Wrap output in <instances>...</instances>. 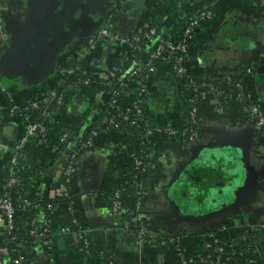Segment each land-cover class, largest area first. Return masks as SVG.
Wrapping results in <instances>:
<instances>
[{
    "label": "crops",
    "instance_id": "obj_1",
    "mask_svg": "<svg viewBox=\"0 0 264 264\" xmlns=\"http://www.w3.org/2000/svg\"><path fill=\"white\" fill-rule=\"evenodd\" d=\"M207 1L0 0L8 33L0 51V103L38 100L40 108L31 112V120L39 122L35 119L42 113L47 129L45 141L40 142L37 133L21 141L29 120L0 112V194L11 170L10 158H15L13 170L25 180L32 202L54 195L58 166L69 146L74 139L89 140L77 151L68 192L76 224L115 264H198L209 234L226 243L242 232L247 219L264 224V135L245 119L246 106L264 108V6L256 0H214L213 18L197 26L182 75L215 80L238 76L240 83L230 86L226 102L200 86L198 140L179 134L149 139L154 165L143 172L140 184L146 194L134 221L154 239L140 242L126 229L124 213L110 210L109 193L129 175L126 149L132 132L125 124L96 131L94 125L114 82L116 87L126 82L119 95L123 106L133 103L140 90L136 81L126 79L130 48L114 37L137 35L150 24L165 33ZM114 7L116 13L106 24ZM102 28L107 36L99 35ZM89 39L95 40L93 47ZM61 68L82 79L67 87L57 105L51 98L56 97ZM247 68L261 73L251 76ZM182 75L165 57L152 61L142 95L151 127L184 126L187 91ZM63 132L73 135L72 143L59 141ZM122 196L126 206H135L130 186ZM34 209L41 230L44 212ZM46 226L50 246L38 235L36 253L27 264H103L76 245L59 210L51 211ZM62 228L67 230L63 233ZM4 233L0 224V242ZM170 238L174 243L166 242ZM227 264H264V237L259 236L251 251L233 253Z\"/></svg>",
    "mask_w": 264,
    "mask_h": 264
},
{
    "label": "built area",
    "instance_id": "obj_2",
    "mask_svg": "<svg viewBox=\"0 0 264 264\" xmlns=\"http://www.w3.org/2000/svg\"><path fill=\"white\" fill-rule=\"evenodd\" d=\"M259 4L262 5L264 4V0H258ZM212 6L213 3L211 4H206L204 7H202L200 10L196 12V14L193 16V20L191 23L186 27L184 31V38L182 41L176 42L172 40H167L163 41L160 40L155 47L154 51L150 54V59L147 62H140L139 57L140 55L136 54V50L140 49V46H137V41L144 39L148 40L150 39L153 35H156V30L153 27H148L149 25L145 26L144 28H149L147 31L143 32L140 34V32L137 35L125 37V38H116L117 41L127 44L130 48V52L127 55V58L131 61L130 65L131 67L128 68L129 72L128 75V81L133 80L136 81L139 86L140 90L138 92V97L136 100L131 103L129 106H125L124 108L120 107V104L118 103L119 99V93L118 91L111 86L110 89V104L112 106L111 112L113 117H111L108 122H109V127L111 128H117L121 124L128 125L131 128V132L136 134H139L143 137V139H150L154 138L157 135H174V134H179L185 137L188 141H196L200 138L198 131H197V126L198 124L200 125L199 118H198V97L200 100V91L199 88L202 86V84H199L197 81L193 79H188V81L183 84L184 89L187 91L186 97H185V102L189 104V110L186 118V122L184 126L179 129L175 130L171 127H151L148 123V119L146 117V114L143 110V103H142V95L145 92L144 89V84H140V80L137 79L143 71L148 72L151 69V64L152 61L156 58L160 57H165L167 58L171 64L173 70L177 73L182 75L184 72V61L186 54L189 49V43L186 41L187 39H190L192 36V32L194 30V27H197L200 22L205 21L207 19H211L212 17ZM1 8V7H0ZM113 16V14L110 12L108 16V20L106 24H109L110 21L109 19ZM100 36H107L108 33L102 28L98 31ZM159 37V35H158ZM8 39V33L6 29L4 28L1 16H0V51L1 48L3 47L4 43ZM89 46L93 47L94 46V39H89ZM73 71L61 68L60 70V75H65V74H70ZM247 73L251 72V68L246 69ZM85 76L88 79L87 73ZM85 77V82H88V80ZM146 78V77H145ZM138 80V81H137ZM227 83H230L229 86L232 87H238L239 83L238 81L234 82L232 81L231 78H226ZM127 81V82H128ZM116 83V82H114ZM112 83H110L111 85ZM126 82H122L121 85L124 86ZM209 90L211 92H214V94L217 95L222 101L226 102V98L228 97V93L225 94L223 90L214 88L212 86H209ZM230 94V93H229ZM233 94H231L232 96ZM63 98V91L62 92H56V97L55 101L56 104L59 105L62 102ZM236 98H241V96L237 95ZM39 101L38 100H31L27 101L24 104H17L13 103L11 100L6 103L2 104L0 103V112L5 111L8 115L10 116H16L19 114L20 116H24L25 119L29 120L27 125H26V130H25V136L21 141L25 139V137L37 133V136L39 137V141H45L46 140V135H47V129L46 127L41 123V122H34V120H31V114H26L25 112L30 110L31 112L33 111H38L39 110ZM246 114L249 115V122L254 126L255 129L260 131L264 135V111L263 108L260 107V105L257 104H251L246 106ZM23 113V114H21ZM44 115H49V113H44ZM46 116V117H47ZM48 118V117H47ZM118 119V120H117ZM131 133V135H132ZM73 135L69 132H63L60 137L59 141L60 142H71L72 143ZM60 142L58 144H60ZM76 144V140L74 139V144L72 143L71 146H69V152L64 156L62 159L61 163L58 166L59 170V180L55 182V190L58 192L60 196H69L68 188L69 184L71 182V179L73 177L74 171H75V162L77 159V151L74 148V145ZM89 144V140L86 142H83L80 146V148H83ZM147 156V161L143 164L138 158H134L133 160V165L134 167H141L140 169L142 172H145L148 169H151L154 165L153 163V154L148 153L146 154ZM11 170L6 182V186L13 185L15 183L20 182L19 177L15 175L14 168L15 167V158H12L11 161ZM25 182V180L23 179ZM22 182V181H21ZM134 194L136 197L135 200V206L129 207L126 206L124 203V198L122 196V193L124 190H126L125 186L119 187V188H114L111 193H109V202H110V210L113 213H125L128 211V209L132 210V215H134V220L136 221V211L137 208H139L142 205L143 197L145 196L146 192L142 191V186L140 184V181L134 182L132 185ZM31 201V200H30ZM30 201H25L24 205H29ZM32 202V201H31ZM38 203V202H37ZM44 209L41 205H38L36 209ZM60 210V206H51L47 204L45 206V210H49L50 213L53 210ZM68 211L72 216V223H76L75 217L73 215V208L72 205L68 207ZM12 213H13V204L11 198L6 194L3 193L0 195V224L2 225V228L4 229V239L2 243H0V264H27L25 261V257L23 254H19L16 257L11 256L9 248L7 247V241L12 240L14 237H11V233L14 230V224L12 220ZM43 232L38 233V235L43 238L45 244L47 247L50 246L51 239L50 236L47 234V226H46V220L43 222ZM127 224H125V227ZM67 228V227H65ZM62 228L61 231L64 233L67 229ZM69 231V229H68ZM250 232H257L260 235L264 237V224L262 223H254L251 221V219H247L245 222L244 228H243V233H250ZM70 233L74 237L75 243L77 242V239L82 237L84 245H87L88 239L86 238L84 231L80 229L79 231H73ZM37 235V236H38ZM135 237L140 241V242H147V241H152L154 239V234L145 231L142 228L138 227V231L134 234ZM10 237V238H9ZM244 239V237H243ZM7 240V241H6ZM167 243H174L173 238L167 239ZM228 244V241L226 243H223L219 240L218 236L215 234H209V237L205 240L204 242V248L207 247H214V251L216 253V257L214 258L215 263H219V254L222 252L223 245ZM211 258L208 256L205 259H202L200 257L199 263L201 264L202 262H210ZM228 262V260H227ZM181 264H193L187 261H182Z\"/></svg>",
    "mask_w": 264,
    "mask_h": 264
},
{
    "label": "trees",
    "instance_id": "obj_3",
    "mask_svg": "<svg viewBox=\"0 0 264 264\" xmlns=\"http://www.w3.org/2000/svg\"><path fill=\"white\" fill-rule=\"evenodd\" d=\"M213 1L214 0H208L207 4H211L213 3ZM256 1L258 3V0ZM115 8L116 7L112 8V12H111L112 14L116 13ZM200 9L201 7L190 11L184 16H181V18L178 21H176V23L172 25L165 33L161 32V28L158 25L150 24L148 27L155 28L157 36L153 35L148 40L144 41V39H141L137 41L138 42L137 46H140V49L136 50V54L142 56V62H147L150 59V54L154 51L157 44L160 43L159 42L160 40H163V41L172 40L176 42L182 41L184 38V31L186 27L191 23V21L193 20V16ZM148 27L141 29L140 34L147 31L149 29ZM197 33H198V28L194 27L191 38L186 40L189 43V48ZM158 35H160V37H158ZM127 63L126 61H124V65H126ZM147 73L148 72L143 71L142 74L139 77H137V79L140 80L141 82L140 84L145 83L144 80H145ZM243 73H244V70H243ZM254 73L255 71H251L250 75L253 76L255 75ZM79 78L82 79V77L79 74L77 75L75 71L70 74L62 75L59 78L57 92L63 91V94H64L67 87L72 84H75ZM180 78L182 79L183 84H185L188 81V79H193L197 81L199 84H204L207 87L212 86L214 88L223 90L225 94L229 92V88H230L229 86L230 83H227V80L223 78L215 80L213 78L205 79V78L199 77L198 79H194V78L187 77L184 75H182ZM231 79L232 81H236L239 79V77L233 76ZM115 89L120 94L121 85H118ZM119 101H120V98L118 99V103ZM198 103H199V97H198ZM185 104H186V112L188 114L189 104L187 102H185ZM120 107L124 108L125 106L120 105ZM111 109H112V106L109 100L106 102L98 119H96L95 121L94 131H96L97 129L111 128L109 127V122H108V120L111 117H113ZM25 113L31 114V111L28 110ZM16 116H20V115L17 114ZM41 116H42V113L40 114V116H37L38 119L36 118L35 120L41 122L42 121V118H40ZM197 116L199 118V113ZM245 119L249 120V115H247ZM197 128H198L197 129L198 134L200 136L201 131H200L199 124ZM161 136H165V135H157L154 137V139L157 137H161ZM129 140L130 142L126 149V153L130 159L129 175L126 178H122L118 182L116 188H119L122 186L129 188V186L133 185L134 182L141 181L144 173L140 169L141 167H134L133 160L134 158H138L144 164L147 161L146 154L152 152V146L149 144V139H143V137L139 134H136V132L135 133L133 132L132 135L130 134ZM82 143L83 142L80 140L76 141V144L74 145V148L76 151L79 150ZM19 180H21L22 182L20 181L13 185L6 186L3 192L1 193V194L6 193L11 198L12 204H13L12 220L14 224V230L11 233L12 234L11 237H14V238L12 240H9V241L6 240V241H7V247L9 248V250H11L10 251L11 256L16 257L19 254H23L26 260L25 262L29 263L32 260L33 255L36 253L35 244H36L37 235L39 232H41V230L43 232V227H44L43 225L42 229L40 230L39 227H40L41 222L36 219L37 211H35L34 208H36L38 205H41L42 207H44L43 209L44 221L48 219L49 214H50L49 210H45V206L47 204L53 207L59 205L61 212L65 216L66 225L69 231L76 232V231H79L80 228L78 227L76 223H72V216L68 211V207L72 205L73 199L71 197L60 196L58 192L54 191V195L46 196L38 203L31 202L28 196L27 184L23 181V178L22 179L19 178ZM25 201H30V204L24 205ZM131 213H132V210L128 209V211L124 213L123 217H124L125 224H127L126 229L128 231L133 232V234H135L138 231V225L137 223H135L134 215H132ZM259 236L260 234L257 232H250V233L244 234L243 230L242 232L237 233L235 236L232 237V239L228 242V244L223 245L222 252L219 254L220 260L218 264H227V260L235 252L246 253V252L251 251L254 248L256 240L259 238ZM76 245H78L80 249L83 250L87 254V256L93 257L96 260L102 262L103 264H115L114 260L110 256L105 254L101 249L96 247L93 243H90L88 241L87 245H84L82 237L77 239ZM43 248H44L45 253H47L46 246ZM208 256L211 258V261L202 262L201 264H214L215 263L214 258L216 257V253L214 251V247L203 248V252L201 253L200 257L202 259H205ZM177 264H181V262Z\"/></svg>",
    "mask_w": 264,
    "mask_h": 264
},
{
    "label": "water",
    "instance_id": "obj_4",
    "mask_svg": "<svg viewBox=\"0 0 264 264\" xmlns=\"http://www.w3.org/2000/svg\"><path fill=\"white\" fill-rule=\"evenodd\" d=\"M134 4V3H133ZM119 6H117V8H118ZM5 28V27H4ZM109 30V29H108ZM255 73L257 74V76H259L260 75V69H255ZM116 85H117V83H115L114 84V86H113V88H116ZM54 100H55V97H52L51 98V102H54ZM264 104V103H263ZM263 111H264V108H263ZM149 143H151V142H149ZM130 188L131 189H133V187L132 186H130Z\"/></svg>",
    "mask_w": 264,
    "mask_h": 264
},
{
    "label": "rangeland",
    "instance_id": "obj_5",
    "mask_svg": "<svg viewBox=\"0 0 264 264\" xmlns=\"http://www.w3.org/2000/svg\"><path fill=\"white\" fill-rule=\"evenodd\" d=\"M263 6H264V4H262ZM211 18H213V13H212V17ZM29 136H31V135H29ZM21 143V142H20ZM10 161H11V158H10Z\"/></svg>",
    "mask_w": 264,
    "mask_h": 264
}]
</instances>
